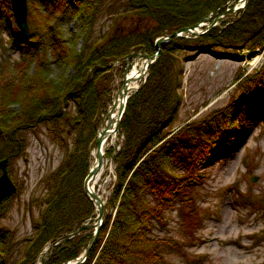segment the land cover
I'll use <instances>...</instances> for the list:
<instances>
[{
    "label": "trees",
    "instance_id": "obj_1",
    "mask_svg": "<svg viewBox=\"0 0 264 264\" xmlns=\"http://www.w3.org/2000/svg\"><path fill=\"white\" fill-rule=\"evenodd\" d=\"M102 1L27 0L30 33L22 37L9 0H0V17L12 27L8 31L11 43L20 50L19 59L10 62L9 75L7 71L0 74L10 76L0 79V159L17 156L22 145L16 133L36 124L50 123L54 138L67 147L57 132V125L64 127L72 143L52 174L54 192L34 224L31 248L40 251L74 231L94 208L83 191L91 166L85 144H95L96 112L108 104L113 63L123 62L132 51L148 55L157 51L148 80L126 101L119 122L122 143L117 150H106L116 163L107 198L113 211L79 264H163L160 241L152 235L155 224L164 222L167 208L183 203L180 192L196 184L202 170L238 140L247 117L264 112L263 65L238 81L241 92L223 109L213 111L207 120L170 132L177 112L174 53L183 49L241 59L235 49L250 43L247 56H252L256 47L264 46V0H248L242 16L223 29L197 37H171L159 50L154 47L157 37L194 25L227 0H127L148 20L144 27L108 36L87 49L84 45ZM71 21L79 23L80 37L65 29ZM66 68L73 71L66 75ZM69 101L74 113L68 109ZM3 213L2 207L0 216ZM87 231L61 247L58 243L56 254L46 264L77 257L92 238ZM13 240L11 231L0 228V264H9ZM32 255L27 253L19 264H32L35 253Z\"/></svg>",
    "mask_w": 264,
    "mask_h": 264
},
{
    "label": "rangeland",
    "instance_id": "obj_2",
    "mask_svg": "<svg viewBox=\"0 0 264 264\" xmlns=\"http://www.w3.org/2000/svg\"><path fill=\"white\" fill-rule=\"evenodd\" d=\"M247 1L243 8L226 12L206 33L223 29L239 19ZM233 2L236 7L243 6L242 1ZM224 8H220L218 12L221 13ZM5 20L0 17V74H6L7 71L9 75L10 62L14 63L19 59L20 50L11 43L8 31L12 27ZM147 21L129 6L127 0H103L84 46L88 49L122 31L141 30ZM65 29L81 36L79 23L76 21L67 23ZM188 36L197 37L191 34ZM248 44L235 49L241 59L220 58L206 52L194 53L183 49L174 53L177 112L168 127L170 132H176L188 123L207 120L213 111L223 109L241 92L238 81L264 65V46L256 47L254 54L248 57ZM81 45L82 39L79 38L77 47L80 48ZM141 52L143 51H132ZM150 66L141 80L132 83L138 89L148 80ZM124 67L125 60L113 63L108 104L104 110L96 112L97 133L104 127L106 113L121 87ZM56 71L59 72L60 69L57 68ZM72 71V68L64 69L66 75ZM8 77L10 76H0V79ZM68 105V109L74 113L72 101ZM247 119L238 140L202 170L203 175L196 184L180 192L184 197L183 203L167 208L164 211V222L155 224L152 235L160 241L163 264H264V112ZM57 132L63 137L67 147L70 146L72 137L66 133L65 128L57 125ZM54 135L56 136V132L52 130L50 123L36 124L20 130L16 133V139L22 148L17 156L7 157L8 174L16 185V192L0 202V208L5 209V213L0 216V228L11 231L14 238L8 255L9 264H19L27 253L31 256L35 253L32 264H41L45 257L46 264L56 254L58 245L51 243L40 251L31 248V239L36 234L34 224L40 219L46 206L45 201L54 192L52 174L64 160L67 148ZM122 140L123 135L118 129L115 138L105 141L103 166L93 184L95 192L104 202L99 230L107 223V217L113 211L107 204V198L115 181L116 163L113 155L106 153V150L111 147L117 150ZM85 147L90 151L92 164L96 139L95 144L87 143ZM96 214L94 206L92 214L84 222H95ZM87 230L88 234L93 233L92 228ZM58 243L61 247L66 241Z\"/></svg>",
    "mask_w": 264,
    "mask_h": 264
},
{
    "label": "water",
    "instance_id": "obj_3",
    "mask_svg": "<svg viewBox=\"0 0 264 264\" xmlns=\"http://www.w3.org/2000/svg\"><path fill=\"white\" fill-rule=\"evenodd\" d=\"M238 1H242L243 6L236 7V3H234L233 0H227L224 3H220L213 11L201 18L200 21L195 23L194 25L182 27L181 29L171 34L157 37L154 42L155 49L159 50L161 43L168 41L171 37L182 36L184 33L186 34L185 36H188V34H191L192 36H198L206 33V31H208L212 26L217 24L218 21L222 19L223 15L226 12H232L237 10L238 8L244 7L247 0ZM9 2L11 14L18 28V34L22 37H27L30 33L27 21V0H9ZM227 5H230V7H226ZM222 7H225L224 10L221 13H218V10ZM156 57L157 52H155L153 55H148L144 52L130 53L125 57V67L122 74L121 87L117 90L112 105L106 113V122L104 127H102L97 134L96 148L93 153L94 160L83 180L84 194L97 209L96 220L93 223H82L74 231L63 235L56 242L52 243V245H55L60 241L64 243L65 241L75 237L81 231L87 228L93 229L92 238L80 255L73 258L72 260L64 261L62 264L82 263L86 259L91 246L95 242L98 230L103 220L104 202L101 196L97 192H95L93 184L103 166V145L112 132H117L120 119L125 109L126 101L130 96L129 93H131L132 91H136L139 88L132 87V83L137 82L138 80H141L143 78L144 74L148 71L149 66L155 61ZM139 62L141 63L139 64ZM135 67L136 72L131 73V70L135 69ZM114 112L116 113V117L113 120ZM7 163V157L0 159V202L5 200L6 198H9L16 192V185L12 182L8 174ZM254 180H256V178H254ZM45 261L46 257L43 258L41 264H45Z\"/></svg>",
    "mask_w": 264,
    "mask_h": 264
},
{
    "label": "bare ground",
    "instance_id": "obj_4",
    "mask_svg": "<svg viewBox=\"0 0 264 264\" xmlns=\"http://www.w3.org/2000/svg\"><path fill=\"white\" fill-rule=\"evenodd\" d=\"M136 72V67H135V69H132L131 70V73H135ZM132 87H136V85L135 84H132ZM114 116H113V120L115 119V117H116V113L114 112V114H113ZM112 120V121H113ZM116 137V132L114 133V132H112L110 135H109V137H108V139L109 138H115ZM107 139V140H108Z\"/></svg>",
    "mask_w": 264,
    "mask_h": 264
}]
</instances>
